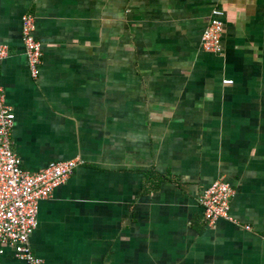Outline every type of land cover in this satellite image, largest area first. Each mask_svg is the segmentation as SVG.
<instances>
[{
  "label": "crops",
  "instance_id": "obj_1",
  "mask_svg": "<svg viewBox=\"0 0 264 264\" xmlns=\"http://www.w3.org/2000/svg\"><path fill=\"white\" fill-rule=\"evenodd\" d=\"M215 10L217 54L202 47ZM0 43L23 168L80 162L39 203L45 264H264V0H0ZM218 180L234 222L204 217ZM0 264L24 263L6 249Z\"/></svg>",
  "mask_w": 264,
  "mask_h": 264
},
{
  "label": "built area",
  "instance_id": "obj_2",
  "mask_svg": "<svg viewBox=\"0 0 264 264\" xmlns=\"http://www.w3.org/2000/svg\"><path fill=\"white\" fill-rule=\"evenodd\" d=\"M222 10H215L211 24L202 37V47L209 53L222 51ZM36 19L27 14L22 19L25 53L33 75L38 77L43 60L42 44L35 37ZM9 54L8 46L0 43V63ZM224 84H233L224 80ZM16 115L7 104L0 85V253L11 249L24 264H45L30 245V237L38 224L39 203L51 196L55 188L64 185L80 164L79 160L51 162L44 169L32 173L22 166L13 149V129ZM234 187L223 180L211 183L201 196L208 223L221 219L234 222L230 199Z\"/></svg>",
  "mask_w": 264,
  "mask_h": 264
}]
</instances>
